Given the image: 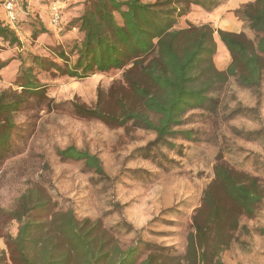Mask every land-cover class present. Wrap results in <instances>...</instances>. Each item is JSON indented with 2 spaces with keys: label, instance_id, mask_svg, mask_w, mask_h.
Wrapping results in <instances>:
<instances>
[{
  "label": "rangeland",
  "instance_id": "obj_1",
  "mask_svg": "<svg viewBox=\"0 0 264 264\" xmlns=\"http://www.w3.org/2000/svg\"><path fill=\"white\" fill-rule=\"evenodd\" d=\"M154 2V0H145ZM252 0H221L211 11L195 8L177 20L176 28L209 24L215 30L255 34L235 11ZM58 2L67 26L81 12L84 0H20L22 11L10 23L1 6L0 19L13 29L21 47L0 44V60L10 63L0 71V92L13 89L29 56L63 64L53 52L66 51L81 39L79 29L67 35L50 21V6ZM219 7V8H218ZM118 18V17H117ZM62 24V23H61ZM43 25L44 35L35 36ZM214 63L225 70L231 57L218 46ZM124 70H111L87 79L36 71L46 98L33 96L14 114L12 150L0 161V254L6 250L2 235L16 236L19 223L6 213L14 209L27 189L41 186L61 211L73 210L77 219L101 220L126 249L139 245L138 264L156 248L184 256L192 218L202 206L204 193L215 179L219 162L260 179L264 186V82L257 88L240 85L235 78L217 85L204 108L189 111L175 135L157 141V135L136 122L119 127L78 116L73 103L118 113L119 93L125 86ZM114 91L115 98L109 94ZM127 91V89H126ZM101 97V98H100ZM190 131L191 139L182 134ZM75 146L96 155L103 174L84 161L67 159L61 150ZM264 199L252 218L241 217L224 264H264Z\"/></svg>",
  "mask_w": 264,
  "mask_h": 264
},
{
  "label": "trees",
  "instance_id": "obj_2",
  "mask_svg": "<svg viewBox=\"0 0 264 264\" xmlns=\"http://www.w3.org/2000/svg\"><path fill=\"white\" fill-rule=\"evenodd\" d=\"M220 2L84 0L81 12L67 26L63 19L61 24L66 35L79 29L81 39L74 40L69 51L61 46L52 49L63 64L31 55V65L22 68L14 82L21 91L9 88L0 92V161L12 150L14 114L29 98H46L36 71L81 80L124 70L118 113L99 103L94 107L73 103L74 112L119 127L136 122L153 131L158 142L173 137L189 111L204 108L217 85L235 78L244 87H260L264 82V0H254L235 11L255 34L254 39L243 32L215 30L209 24L176 28L178 18L188 15L192 6L211 11ZM39 27L35 36L47 33L43 25ZM0 44L10 49L21 47L16 32L1 19ZM220 44L231 57L225 70L214 63ZM9 63L0 60V71ZM115 94L112 90L109 97L114 99ZM182 134L192 137L190 131ZM59 155L84 161L99 174L104 173L96 155L75 146ZM214 173L203 204L192 218L185 255L156 248L139 264H224L221 253L229 248L240 218L254 216L264 199V186L259 178L219 162ZM6 216L18 222L19 228L16 236L2 235L6 250L0 254V264H138L139 245L124 249L101 220H79L73 210H59L53 197L39 185L27 189ZM259 233L264 235V228Z\"/></svg>",
  "mask_w": 264,
  "mask_h": 264
},
{
  "label": "built area",
  "instance_id": "obj_3",
  "mask_svg": "<svg viewBox=\"0 0 264 264\" xmlns=\"http://www.w3.org/2000/svg\"><path fill=\"white\" fill-rule=\"evenodd\" d=\"M1 2L7 21L10 23L16 22L22 11L20 0H1ZM50 21L55 27H59L62 23L61 6L58 2H54L50 6Z\"/></svg>",
  "mask_w": 264,
  "mask_h": 264
},
{
  "label": "crops",
  "instance_id": "obj_4",
  "mask_svg": "<svg viewBox=\"0 0 264 264\" xmlns=\"http://www.w3.org/2000/svg\"><path fill=\"white\" fill-rule=\"evenodd\" d=\"M229 1H231V0H229ZM232 1H234V0H232ZM252 1H254V0H252ZM252 1H250V2H252ZM223 5H224V4H220V5H219V7H221V6H223ZM219 7H218V8H219ZM195 8L202 9V8H201V7H199V6H195V5H194V6H192V10H194ZM234 32H238V31H234Z\"/></svg>",
  "mask_w": 264,
  "mask_h": 264
}]
</instances>
